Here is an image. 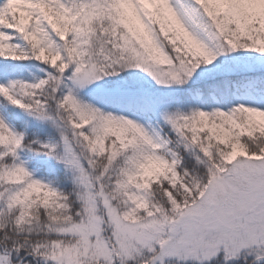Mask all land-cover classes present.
Segmentation results:
<instances>
[{"label":"snow or ice","instance_id":"6c2138e0","mask_svg":"<svg viewBox=\"0 0 264 264\" xmlns=\"http://www.w3.org/2000/svg\"><path fill=\"white\" fill-rule=\"evenodd\" d=\"M0 264H264V0H0Z\"/></svg>","mask_w":264,"mask_h":264}]
</instances>
